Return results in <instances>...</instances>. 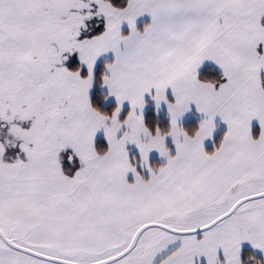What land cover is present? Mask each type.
Wrapping results in <instances>:
<instances>
[{"label": "snow or ice", "instance_id": "1", "mask_svg": "<svg viewBox=\"0 0 264 264\" xmlns=\"http://www.w3.org/2000/svg\"><path fill=\"white\" fill-rule=\"evenodd\" d=\"M106 54L110 114L90 98ZM205 62L222 77L202 79ZM146 95L167 129L146 124ZM193 106L204 119L190 132ZM217 117L228 130L209 152ZM254 120L264 130V0H0V264H246L244 243L264 253Z\"/></svg>", "mask_w": 264, "mask_h": 264}, {"label": "crops", "instance_id": "2", "mask_svg": "<svg viewBox=\"0 0 264 264\" xmlns=\"http://www.w3.org/2000/svg\"><path fill=\"white\" fill-rule=\"evenodd\" d=\"M147 23H150V18L149 17H147V16H145V17H141V18H138V20H137V27H139V26H141V25H146ZM144 27V26H143ZM143 30V29H142ZM122 31H123V33L125 34V33H128L129 31H130V28H129V26L127 25V24H125L124 26H123V28H122ZM114 59V56H113V54H106L105 56H102L101 58H99V60L97 61V65H96V67H95V69H94V75H95V71H96V68H97V66H98V64H100V63H109V62H112V60ZM209 67H212V68H215V69H217L219 72H220V69L219 68H217L215 65H213L211 62H205V66L200 70V74L205 70V69H207V68H209ZM222 71V70H221ZM102 83H103V81H102ZM94 87V86H93ZM91 91H93V89L91 90ZM102 93L105 95V96H108V90L106 89V88H102ZM91 94H92V92H91ZM168 95H169V98L170 99H174L173 97H172V95H171V90H169V92H168ZM90 97H91V95H90ZM145 99H146V107H145V110H144V117H145V115L147 114V112L151 109V108H153L154 109V111H155V113H156V115H157V107H156V104H155V102L151 99V96H148V95H146V97H145ZM104 102H112V104H110L109 106H114V107H117L118 106V104H117V102L115 101V98L114 97H110L107 101H103V103ZM104 105V104H103ZM105 107H109V106H106V104L104 105ZM150 107V109L148 110V108ZM163 107V108H162ZM130 110V105H128L127 103L125 104V106H124V109H123V111H122V118H124L125 116H126V114H127V111H129ZM159 111H160V113H162V115L164 114L165 116H167L166 114H167V106L166 105H164V104H162L161 106H160V109H159ZM166 113V114H165ZM160 116V115H159ZM163 117V116H162ZM165 118V117H164ZM166 119V118H165ZM204 119V117H203V115L202 114H200L196 109H195V107L193 106V110L191 111V112H189V113H187L183 118H182V120H181V125L183 126L185 123H187V122H189V121H202ZM216 121L218 122V123H223L224 124V126L227 128V125L222 121V119L220 118V117H217L216 118ZM168 122H169V120H168ZM170 124V123H169ZM251 127H255L254 128V130L257 132V134L258 135H260L261 134V132L262 131H264V130H262L261 129V127H260V125H259V122L258 121H253V124L251 125ZM258 129V130H257ZM227 130H228V128H227ZM223 133V132H222ZM101 135H102V131L100 132V133H98L97 134V139H96V141L99 139V138H101ZM219 135H220V133H219ZM216 135L215 134H213V137L211 138V139H208V140H206L205 141V149H206V151H209V148H207L208 147V145L211 143V142H213V141H215V139L217 138V137H215ZM224 136V135H223ZM256 138H257V136H256ZM96 143V142H95ZM128 150L130 151H132L133 152V154L135 153L136 155H137V158L139 159V158H141L140 157V153H139V150H138V148L135 146V145H128ZM209 152H211V151H209ZM131 158V157H130ZM162 162V163H161ZM165 161L163 160V158H161L160 156H159V153L158 152H152L151 154H150V164L151 165H153V166H155V165H162L163 163H164ZM129 179H130V181H132V180H134V176H132V174H130V176H129Z\"/></svg>", "mask_w": 264, "mask_h": 264}, {"label": "trees", "instance_id": "3", "mask_svg": "<svg viewBox=\"0 0 264 264\" xmlns=\"http://www.w3.org/2000/svg\"><path fill=\"white\" fill-rule=\"evenodd\" d=\"M143 26L145 25H141L138 27V29L142 30ZM127 34V33H125ZM107 63H100L98 64L96 71H95V83H94V87H93V91L91 94V99L93 101L94 106L98 107L100 110L107 112V113H111L112 111H114L115 107L109 106V107H105L103 105V101H104V97L105 95L102 93V76L104 73V69ZM69 70H77V69H81V75L82 76H86L87 75V69L85 67H83L79 61H75L72 64H70L68 66ZM214 69V71L212 72L211 76L209 77V69ZM201 78H205V77H209V78H214V79H219L221 78V73L212 67H209L207 69H205L201 74ZM145 121L146 124L149 127L154 128L156 125H159L161 128L163 129H167V127L169 126V122L167 119H165L162 116L156 115L155 111L153 108H151L147 114L145 115ZM199 123L200 121H189L187 123H185L183 125V127L186 128V130L192 132L194 130H197L199 127ZM223 139V134L221 133L220 135H218V137L215 139L214 142V146L213 147H209V151L213 152L215 151V148L219 146V144L222 142ZM96 147L98 149V151H106L108 148V145L106 144V142L104 141V139L101 137L96 141ZM245 254H250V251L246 250ZM244 261L245 260V256H244Z\"/></svg>", "mask_w": 264, "mask_h": 264}, {"label": "rangeland", "instance_id": "4", "mask_svg": "<svg viewBox=\"0 0 264 264\" xmlns=\"http://www.w3.org/2000/svg\"><path fill=\"white\" fill-rule=\"evenodd\" d=\"M75 61H79V59H78V54H72V55H69L68 56V59L66 60V62H65V66L66 67H68L70 64H72L73 62H75ZM80 62V61H79ZM80 64H81V62H80ZM82 65V64H81ZM83 67H85L86 69H87V67L85 66V65H82ZM220 73H221V75H222V71L220 70ZM222 77V76H221ZM91 92L92 91H90V95H91ZM104 105L106 104V106H109L110 104H112V102H104L103 103ZM148 108V107H147ZM163 108V107H162ZM150 109V107L148 108V110ZM158 113H157V115H160V116H163V117H165L167 120H169V123H170V118H169V116H168V113L166 114L167 116H165L164 114L162 115V113H160V111H157ZM201 122V121H200ZM182 124V123H181ZM252 124H253V122H252ZM215 125H216V129H215V131H214V133L213 134H215L216 136L215 137H218V135H219V133L221 134L222 132V134L223 135H225L226 134V132H227V128L224 126V124L223 123H218L216 120H215ZM252 128V134H253V136H254V138H256V136H257V138L259 137V135L257 134V132L254 130V128L255 127H251ZM258 130V129H257ZM101 137L104 139V141L106 142V144H107V140H106V138H105V134L103 133V131H102V135H101ZM214 142L215 141H213V142H211L209 145H208V147L207 148H209V147H213L214 146ZM168 146L169 147H171V148H173L174 149V145H173V142H172V140H171V138H169V140H168ZM108 145V144H107ZM129 153H130V157L131 158H137V155L134 153L133 154V152L130 150L129 151ZM17 154H20V156H21V158H24V156H23V154L22 153H20V150H19V148L17 147V148H15V149H9L8 150V153H7V155H6V161L7 162H13V159L17 156ZM73 153H72V150L71 149H67L64 153H61V157H62V163H64L66 166H68L67 165V156L68 155H72ZM138 159V158H137ZM162 163V162H161ZM81 167V165L79 164V160H78V158H76V164H75V167L72 169V171H73V173L76 171V170H78L79 168ZM246 250H248V251H250V254H245L246 253ZM249 255H252V256H255L256 257V259H258V260H262V261H264V253H262V252H260L259 250H256V249H253L252 248V246H251V244H249V243H244L243 245H242V259L244 260V256H245V262H246V264H247V262H248V257H249ZM251 264H255V261H252L251 262Z\"/></svg>", "mask_w": 264, "mask_h": 264}]
</instances>
